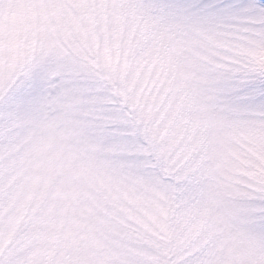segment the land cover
I'll return each instance as SVG.
<instances>
[{
    "label": "snow or ice",
    "instance_id": "snow-or-ice-1",
    "mask_svg": "<svg viewBox=\"0 0 264 264\" xmlns=\"http://www.w3.org/2000/svg\"><path fill=\"white\" fill-rule=\"evenodd\" d=\"M0 264H264V0H0Z\"/></svg>",
    "mask_w": 264,
    "mask_h": 264
}]
</instances>
